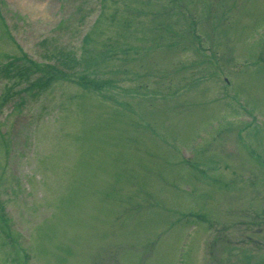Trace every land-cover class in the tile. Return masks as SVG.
Returning a JSON list of instances; mask_svg holds the SVG:
<instances>
[{"label": "rangeland", "instance_id": "obj_1", "mask_svg": "<svg viewBox=\"0 0 264 264\" xmlns=\"http://www.w3.org/2000/svg\"><path fill=\"white\" fill-rule=\"evenodd\" d=\"M0 264H264V0H0Z\"/></svg>", "mask_w": 264, "mask_h": 264}, {"label": "trees", "instance_id": "obj_2", "mask_svg": "<svg viewBox=\"0 0 264 264\" xmlns=\"http://www.w3.org/2000/svg\"><path fill=\"white\" fill-rule=\"evenodd\" d=\"M191 33L194 35L193 31ZM12 68H20L21 69L22 67L21 66L19 67L18 66V63L15 62L14 60H11L2 69H3L4 72H7L8 73V71H10ZM20 69L18 71H20ZM24 70H25V72H27V70L25 68H24ZM44 78H45L44 80H42V78H41L37 83H34L32 86H36V87H38V89H44V88L48 87V85L51 82V75L48 76V77H44ZM82 81L83 80L81 79V82L80 83L78 82V83L80 85H82L83 87H85L87 85H90V83H85V82H82Z\"/></svg>", "mask_w": 264, "mask_h": 264}]
</instances>
